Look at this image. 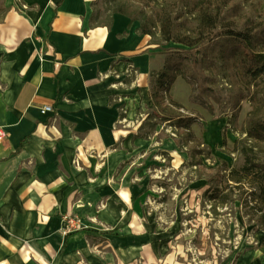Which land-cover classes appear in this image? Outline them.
<instances>
[{"label": "crops", "instance_id": "1", "mask_svg": "<svg viewBox=\"0 0 264 264\" xmlns=\"http://www.w3.org/2000/svg\"><path fill=\"white\" fill-rule=\"evenodd\" d=\"M20 1L0 5V264H182L138 224L132 185L165 54L126 15L92 25L96 0Z\"/></svg>", "mask_w": 264, "mask_h": 264}, {"label": "rangeland", "instance_id": "2", "mask_svg": "<svg viewBox=\"0 0 264 264\" xmlns=\"http://www.w3.org/2000/svg\"><path fill=\"white\" fill-rule=\"evenodd\" d=\"M127 1L155 21L166 7L177 19L176 30L191 35L205 4L214 11L223 3L222 24L238 29L264 25V0ZM152 40L159 44L151 53L165 54L155 59L161 70L167 53L178 51L180 59H173L177 66L168 73L174 78L165 76L162 97L150 96L155 77L148 96L140 95L137 118L145 126L132 171L137 222L147 225L166 246L165 253L182 264H264V230L258 228V204L249 195L259 178L231 180L246 163L245 152L264 162V143L246 139L243 132L252 120L264 122V74L243 75L232 55H222L220 40L190 50L161 41L157 28ZM178 117H189L188 126H178ZM216 186L224 188L223 202L204 196Z\"/></svg>", "mask_w": 264, "mask_h": 264}, {"label": "trees", "instance_id": "3", "mask_svg": "<svg viewBox=\"0 0 264 264\" xmlns=\"http://www.w3.org/2000/svg\"><path fill=\"white\" fill-rule=\"evenodd\" d=\"M146 1L158 2L159 0ZM93 4L96 6V9L90 17L92 25L109 26L112 14L120 13L128 16L132 21H139V33L153 37L156 34L157 28L161 41L184 45L190 50L194 47L202 46L206 42L220 40L219 50L222 55L224 57L232 55L243 75L254 79L264 74V25L255 28L238 29L228 24H222L220 11L222 2L220 4L217 3V9L214 8V11L210 10L207 4L200 5L197 14L198 22L195 25L193 35L176 30L177 19L175 15L168 11L166 7L164 9L163 6L161 7L157 21H155L154 16L148 14L143 7L139 9L133 8L127 0H96ZM153 43L159 44V42L155 41ZM178 54V51H175L171 55L167 53L164 67L157 74H154L156 79L154 80V90L151 93L152 99L156 96H161L159 94L161 91L165 92V88L167 87L165 86L167 83L164 80L165 76H169L170 79L174 78V74L170 75L168 71L172 65L176 68L177 65H174L173 59L175 57L180 59V54L179 56ZM183 57L186 58V56ZM189 120H191L189 117H178L176 124L178 126H188L187 121ZM144 126L145 122L141 124L139 130L141 131ZM243 132L246 134V139H256L264 143L263 121L257 119L250 121ZM245 155L247 156L246 163L240 171H236L235 175H232L231 180L242 182V178H259L260 182L254 186V190H251L249 195H251L250 200L258 204V228L264 230V162L254 161L248 157L247 152H245ZM230 171L233 172V170ZM223 192L224 188L216 186L205 190L204 196L209 201L222 200L221 202H223ZM255 215V213H252L250 216L253 218Z\"/></svg>", "mask_w": 264, "mask_h": 264}, {"label": "built area", "instance_id": "4", "mask_svg": "<svg viewBox=\"0 0 264 264\" xmlns=\"http://www.w3.org/2000/svg\"><path fill=\"white\" fill-rule=\"evenodd\" d=\"M23 8H26L24 4H21ZM41 113H47L52 111L51 105L45 104L40 108ZM3 134V130L0 128V135ZM65 222L66 226L64 228V233L66 232H72L74 230H77L81 228L82 223L80 222V219L74 216H65Z\"/></svg>", "mask_w": 264, "mask_h": 264}]
</instances>
